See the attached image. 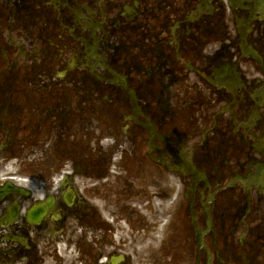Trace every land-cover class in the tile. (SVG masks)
Instances as JSON below:
<instances>
[{"label":"flooded vegetation","instance_id":"af4514ba","mask_svg":"<svg viewBox=\"0 0 264 264\" xmlns=\"http://www.w3.org/2000/svg\"><path fill=\"white\" fill-rule=\"evenodd\" d=\"M0 264H264V0H0Z\"/></svg>","mask_w":264,"mask_h":264}]
</instances>
